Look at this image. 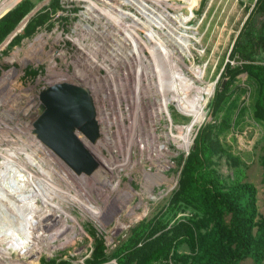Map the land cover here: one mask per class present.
Instances as JSON below:
<instances>
[{
    "label": "rangeland",
    "instance_id": "1",
    "mask_svg": "<svg viewBox=\"0 0 264 264\" xmlns=\"http://www.w3.org/2000/svg\"><path fill=\"white\" fill-rule=\"evenodd\" d=\"M23 1L31 12L37 9L31 18L41 23L29 36L21 29L17 38L0 47V197L6 199H0V264H86L97 239H103L110 255L140 220L161 216L163 222L171 221L173 212L167 206L177 188L181 157L193 147L198 128L214 122L211 106L220 86L228 98V126L217 135L222 152L213 157L211 168L226 188L237 182L253 187L255 221L264 217V122L253 117L258 87L244 72L230 83L222 75L226 64L244 63L231 50L257 0H189L191 9L183 0H170L175 17L165 14V20L175 19L170 21L179 26L174 34L157 27L147 32V17L119 2L110 14L118 18L124 11L126 18L114 22L128 24L123 31L105 18L108 6L99 0L92 1L105 8L102 15L84 0L19 3ZM160 1L154 0L157 8L151 6L156 14L161 12ZM140 22L146 24L139 27ZM234 58L241 61L235 63ZM101 62L112 65L107 79ZM255 62L264 65V50ZM71 80L89 85L102 131L100 146L85 142L99 163L92 176L73 174L27 126L40 107L39 93L50 84ZM207 86L204 106L190 112L183 101L193 105L198 88ZM8 187L21 191L17 201L33 209L27 214L38 215V232L35 226L33 232L28 229L21 211L10 213L3 223L11 202ZM189 213L194 211L187 208L175 219ZM55 221L69 225L68 231L52 234L58 225L49 224ZM45 227L51 228L41 230ZM195 251L190 235L177 250L189 258ZM153 264L185 262L169 256Z\"/></svg>",
    "mask_w": 264,
    "mask_h": 264
},
{
    "label": "trees",
    "instance_id": "2",
    "mask_svg": "<svg viewBox=\"0 0 264 264\" xmlns=\"http://www.w3.org/2000/svg\"><path fill=\"white\" fill-rule=\"evenodd\" d=\"M31 8L27 1H23L0 18V44L31 12ZM40 23V18H30L23 33L29 36ZM263 50L264 0H257L231 50V54H238L244 63L235 66L226 64L222 75L230 83L244 72L256 83L253 117L259 122H264V65L256 63L255 59ZM227 102L225 90L218 87L210 114L214 122L198 128L193 147L185 158L181 157L183 164L177 188L167 206V210L173 212L172 220L163 222L161 216L140 220L129 229L127 238L110 255L105 252L103 239H97L91 259L86 264H106L110 261L114 264H153L169 256L182 259L185 264H239L246 259L253 260V264H262L264 217L259 222L255 221L253 187L237 182L226 188L211 168L213 157L222 152L217 135L228 126V113L224 112ZM232 107L233 102L229 109ZM260 166L264 173V148ZM187 208L194 213L175 219ZM254 228L255 234L252 233ZM189 235L195 237L196 251L192 258L180 256L177 252ZM189 259H192L190 263Z\"/></svg>",
    "mask_w": 264,
    "mask_h": 264
},
{
    "label": "water",
    "instance_id": "3",
    "mask_svg": "<svg viewBox=\"0 0 264 264\" xmlns=\"http://www.w3.org/2000/svg\"><path fill=\"white\" fill-rule=\"evenodd\" d=\"M36 10L18 24L0 47L25 27ZM240 61L234 58L235 63ZM38 101L40 107L27 125L32 135L73 174L92 176L98 171L99 163L85 142L96 146L102 136L89 85L77 81L55 82L39 93Z\"/></svg>",
    "mask_w": 264,
    "mask_h": 264
},
{
    "label": "bare ground",
    "instance_id": "4",
    "mask_svg": "<svg viewBox=\"0 0 264 264\" xmlns=\"http://www.w3.org/2000/svg\"><path fill=\"white\" fill-rule=\"evenodd\" d=\"M3 1V0H2ZM21 0H5V1H3L1 4H0V17H2L3 15H5L8 11H10L13 7H15L19 2H20ZM85 2H90L91 3V5H90V9H94V7H97V10H99V12H100V14L102 15L103 13H104V10H105V8H102V7H100V6H98L97 5V2H95V1H92V0H84ZM112 1H114L113 2V4H111V2ZM170 0H161L160 1V4H161V6H160V11L161 12H157V14L155 13V10H153V8L151 7V6H155L156 8H157V4L156 3H154V0H99V2H101V3H103V4H105V7L106 6H108L107 8H108V13L109 14H107V15H105V18L107 19V20H113L112 21V23H113V25H115V26H117L119 29L121 28L122 29V31L125 29V27H127L128 26V24L126 25V23H122V25H117V24H119L120 23V19H125L126 18V15L124 16V11H120V16L118 17V18H116V17H114L113 15H111L110 13H111V9H112V5H114V3H116V2H119L120 3V5H128V6H130V7H132L133 9H134V11H135V13H137V14H139V16H141V17H143V16H145V17H147V24L146 23H141L140 22V25H139V27L141 26H143V25H145L146 24V26L147 27H149V28H147V32H148V30H152V27H157V28H159V29H163V30H166L167 31V33L168 34H174L178 29H179V26H174V24L173 23H170V21H171V19H173V20H175L173 17H175L173 14H171V12H170V10L171 11H175V8L173 7V6H170V5H168V2H169ZM183 2H184V4H186L187 5V7H189L190 9H191V6H190V1L189 0H183ZM102 4V5H103ZM41 6V5H40ZM87 12H88V9L86 10ZM132 14V13H131ZM165 14H171L173 17L172 18H168L167 19V21L165 20ZM151 15V16H150ZM124 16V17H123ZM133 16H134V19H137V20H139L140 21V19L136 16V15H134L133 14ZM144 17V18H145ZM117 21H119V23H117V24H115L114 22H117ZM24 22V21H23ZM22 22V23H23ZM138 27V28H139ZM120 29V30H121ZM136 30H138V29H136ZM140 30V29H139ZM188 30H190V29H188ZM103 32V31H102ZM178 32V31H177ZM191 33V32H190ZM193 33H195L194 31H193ZM165 34V33H164ZM108 36V35H107ZM181 36H183V37H185V38H192V36H191V34H186V35H183V34H181ZM193 39V38H192ZM192 39H190V40H192ZM74 40V39H73ZM72 40V41H73ZM186 42V41H185ZM175 44H177V45H179V42L178 41H175L174 42ZM78 44V43H77ZM174 44V45H175ZM6 45V42L4 43V45H2L1 47H3V46H5ZM97 46H99V45H97ZM142 51V50H141ZM143 52V51H142ZM123 53V56L122 57H124V60L127 58V55H126V52H122ZM121 53V54H122ZM119 54V53H118ZM120 54V55H121ZM93 55V54H92ZM95 55H93V57H94ZM119 58L121 57V56H118ZM95 58V57H94ZM98 59V58H97ZM122 59V58H121ZM109 60H110V58H109ZM123 60V59H122ZM112 61H113V58H112ZM131 62H133V61H131ZM113 64H115L114 62H113ZM100 65H101V68H104L105 69V71H106V74H105V78L107 79L108 77H109V75H108V72L109 71H107V68L108 67H110V66H112L110 63L109 64H107V62H101L100 63ZM192 69V68H191ZM110 74V73H109ZM198 75V74H197ZM77 76V75H76ZM111 76L112 75H110V78H111ZM72 79V78H71ZM70 83H73V81L71 80V82ZM75 83V82H74ZM203 83V82H202ZM208 86L207 87H204V88H198V90H197V93L195 94V100L194 99H192L191 101H192V104L193 105H190V103L188 104V101H186V100H184L183 101V103H186L187 104V107L189 108V111L190 112H193V111H196V112H199L200 111V106L202 105V106H204V104H202V101H204V97L202 96V94L203 95H205V96H207L208 95ZM209 96V95H208ZM196 98L198 99V101H196ZM164 101V100H163ZM196 101V102H195ZM169 105V104H168ZM167 105V106H168ZM167 106H164V105H162V107L165 109ZM181 107V106H180ZM186 107V106H185ZM186 107V108H187ZM177 108V107H176ZM177 110H178V108H177ZM187 110V109H186ZM178 112H179V110H178ZM189 112V113H190ZM187 113V112H186ZM196 114V113H195ZM9 117V116H8ZM7 117V118H8ZM172 137V136H171ZM42 145V144H41ZM157 146V145H156ZM47 149V148H46ZM9 150V149H8ZM41 150H42V148H41ZM1 151V150H0ZM40 153H41V151L40 150H38ZM42 153H44V151L42 152ZM44 155V154H43ZM10 156V155H9ZM5 157H6V155H5ZM6 159V158H5ZM22 168V167H21ZM159 168H161V167H159ZM23 169V168H22ZM38 171V170H37ZM43 171V170H42ZM46 171V170H45ZM39 173V172H38ZM24 175V174H23ZM50 175V174H49ZM20 176V175H19ZM41 176V175H40ZM45 176V175H44ZM35 179V178H34ZM39 179V178H38ZM43 179V178H42ZM42 179H40V180H42ZM147 179V178H146ZM26 181V180H25ZM45 182V181H44ZM51 182V181H50ZM19 183V182H18ZM40 183V182H39ZM51 185V184H50ZM53 185V184H52ZM51 185V186H52ZM49 187V186H48ZM53 187V186H52ZM8 189H9V191H10V195H11V202L10 203H8V204H6V206H7V210H6V213H5V219H4V221H3V223L5 222V221H7V219H9L8 218V216L9 215H11L10 213H16V212H18V211H21L24 215V223L28 226V229L30 230V228H31V230L30 231H34V228H32V226H35V231H36V229H37V218H38V215H36L35 213L34 214H32V213H29V214H27V212H31V210H33V209H31V210H29L30 208H28V206H25L26 205V203L23 201H17V197L20 195V193H21V191L19 192L18 190H13L12 188H10V187H8ZM50 189V188H49ZM20 190H21V187H20ZM51 190V189H50ZM47 193V192H46ZM18 195V196H17ZM54 195V194H53ZM55 196V195H54ZM16 197V198H15ZM19 198V197H18ZM50 198H52V196L50 197ZM0 199H1V201H3L4 203H5V197H0ZM56 199V198H55ZM47 200H48V197H47ZM50 200V199H49ZM50 202H52V201H50ZM56 204V203H55ZM53 207V206H52ZM35 212V211H34ZM37 212V211H36ZM138 216V215H137ZM140 216V215H139ZM12 217V216H11ZM136 217V216H135ZM21 218V217H20ZM49 225H52V226H56V225H58V227L54 230L55 232L54 233H52V234H57V233H61V232H63V231H68V228H69V225H67V224H65V223H58V222H53V223H50ZM51 227H45V228H43V229H41V230H43V231H48V229H50ZM43 231H41V232H43ZM36 232H38V231H36ZM44 233V232H43Z\"/></svg>",
    "mask_w": 264,
    "mask_h": 264
},
{
    "label": "built area",
    "instance_id": "5",
    "mask_svg": "<svg viewBox=\"0 0 264 264\" xmlns=\"http://www.w3.org/2000/svg\"><path fill=\"white\" fill-rule=\"evenodd\" d=\"M98 122H99V119H98ZM99 126H100V122H99ZM100 129H101V127H100ZM101 136H102V131H101ZM102 139H103V137H101V140L98 142V144L96 145V146H92V147H98V146H100V143L102 142ZM87 144V143H86ZM89 145V144H88ZM91 146V145H90Z\"/></svg>",
    "mask_w": 264,
    "mask_h": 264
}]
</instances>
